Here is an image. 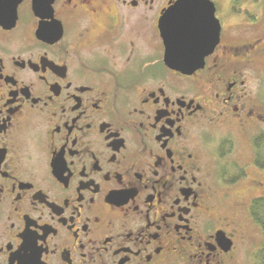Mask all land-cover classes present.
<instances>
[{"label":"flooded vegetation","instance_id":"1","mask_svg":"<svg viewBox=\"0 0 264 264\" xmlns=\"http://www.w3.org/2000/svg\"><path fill=\"white\" fill-rule=\"evenodd\" d=\"M183 1L53 0L44 14L20 0L0 24V264L264 255L254 198L231 193L247 179L241 137L260 170V2L203 0L218 39L185 75L166 66L159 28Z\"/></svg>","mask_w":264,"mask_h":264},{"label":"water","instance_id":"2","mask_svg":"<svg viewBox=\"0 0 264 264\" xmlns=\"http://www.w3.org/2000/svg\"><path fill=\"white\" fill-rule=\"evenodd\" d=\"M20 0H0V24L14 25L16 7ZM53 0H33L35 13L51 11ZM203 0H184L172 8L160 21L161 36L165 45L166 66L181 74L190 75L202 66L203 57L216 44L215 20L204 16Z\"/></svg>","mask_w":264,"mask_h":264},{"label":"rangeland","instance_id":"3","mask_svg":"<svg viewBox=\"0 0 264 264\" xmlns=\"http://www.w3.org/2000/svg\"><path fill=\"white\" fill-rule=\"evenodd\" d=\"M258 2H260V6L256 7V8H261V11H258L259 13V21H258V30L257 32H259L258 34H261L260 32L264 31V0H258ZM237 21L241 22L242 17H238L236 19ZM248 20V19H245ZM232 24V22H231ZM230 24V25H231ZM256 33V32H255ZM261 34V35H262ZM261 77L262 79L264 78V67L263 70L261 71ZM250 80L248 83V91L250 92V94L255 97L258 101H261V103H263L264 105V101L262 102L263 95H264V80ZM264 109V106H263ZM263 132H264V127L262 128ZM220 134H216L213 137V140L219 139ZM212 138V136H211ZM241 144L236 148V154L234 155L235 158H239L241 165H243V167L246 169L247 172V179H243V181L241 183L243 184H239L237 186H235L231 193H233V195L238 196V197H242L243 200H247L250 196L255 198L258 196H263L264 197V188L261 189L258 187L257 183H261L264 184V171H260L256 168H253L252 166H248L247 164L249 163V157H250V143L249 140H246L244 137H241ZM240 151V154L242 155V157L240 158L238 155V152ZM237 156V157H236Z\"/></svg>","mask_w":264,"mask_h":264},{"label":"trees","instance_id":"4","mask_svg":"<svg viewBox=\"0 0 264 264\" xmlns=\"http://www.w3.org/2000/svg\"><path fill=\"white\" fill-rule=\"evenodd\" d=\"M244 2H248L250 0H240ZM257 1V0H256ZM264 98V95H263ZM254 147H255V159L254 164L260 169L264 170V133L254 139ZM239 172V176H244ZM249 215L252 221L262 230L264 231V197H256L251 201L249 207ZM257 264H264V255L261 253L258 256Z\"/></svg>","mask_w":264,"mask_h":264}]
</instances>
